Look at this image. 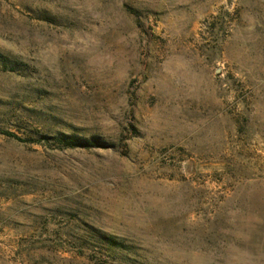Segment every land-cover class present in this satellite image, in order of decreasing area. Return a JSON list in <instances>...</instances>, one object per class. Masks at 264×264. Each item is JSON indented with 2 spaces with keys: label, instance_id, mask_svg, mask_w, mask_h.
I'll use <instances>...</instances> for the list:
<instances>
[{
  "label": "rangeland",
  "instance_id": "1",
  "mask_svg": "<svg viewBox=\"0 0 264 264\" xmlns=\"http://www.w3.org/2000/svg\"><path fill=\"white\" fill-rule=\"evenodd\" d=\"M0 129V264H264V0H0Z\"/></svg>",
  "mask_w": 264,
  "mask_h": 264
},
{
  "label": "trees",
  "instance_id": "2",
  "mask_svg": "<svg viewBox=\"0 0 264 264\" xmlns=\"http://www.w3.org/2000/svg\"><path fill=\"white\" fill-rule=\"evenodd\" d=\"M0 135L6 136L8 138L14 139L19 142H30V143L42 142V139L35 140V139L21 138L14 132L4 130V129H0ZM51 138L56 143L54 145H57V147L62 148V149L103 147V144L99 143L96 139H93L91 141L79 140L73 136L71 137L69 135H64V134L52 136Z\"/></svg>",
  "mask_w": 264,
  "mask_h": 264
}]
</instances>
